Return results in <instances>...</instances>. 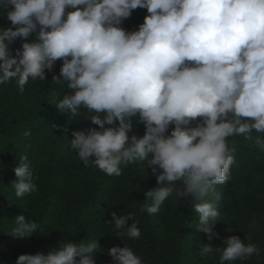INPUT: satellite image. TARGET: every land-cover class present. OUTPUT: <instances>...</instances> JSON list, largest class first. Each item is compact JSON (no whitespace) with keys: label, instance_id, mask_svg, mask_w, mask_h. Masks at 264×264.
Masks as SVG:
<instances>
[{"label":"clouds","instance_id":"1","mask_svg":"<svg viewBox=\"0 0 264 264\" xmlns=\"http://www.w3.org/2000/svg\"><path fill=\"white\" fill-rule=\"evenodd\" d=\"M137 8L148 15L126 31L122 21ZM0 11L11 22L0 29V84L18 77L23 93L30 78L43 81L45 70L62 60L52 80L71 92L53 104L77 116L87 109L84 117L99 126L72 133L70 146L83 164L91 160L120 176L122 165L147 161L157 186L146 193L145 210L158 213L173 192L203 201L194 204L198 230L218 236L214 186L231 179L235 162L227 138L255 131L254 143L264 151V0H0ZM17 38L24 42L13 54ZM137 116L142 137L129 135ZM14 172L16 197L37 191L27 156ZM112 217L116 236H141L131 213ZM15 221L13 235L20 238L40 227L22 214ZM247 240L229 236L222 249L203 244L200 255L221 251L220 264L259 256ZM99 247L92 238L62 243L46 255L21 254L16 264H95ZM108 255L111 264H143L126 244Z\"/></svg>","mask_w":264,"mask_h":264},{"label":"trees","instance_id":"2","mask_svg":"<svg viewBox=\"0 0 264 264\" xmlns=\"http://www.w3.org/2000/svg\"><path fill=\"white\" fill-rule=\"evenodd\" d=\"M71 10L66 8V13ZM146 15L147 9L137 8L121 26L126 31L137 30ZM10 23L6 12L0 11V29ZM34 36L32 33L27 39ZM23 42L17 38L10 45L13 54ZM62 63L57 60L51 71L46 69L43 81L30 78L23 93L18 77L0 84V264H16L21 254L46 255L59 250L62 243L86 242L89 238L98 239L100 244L95 264H111L108 249L125 244L143 264H220L221 251L202 257L200 249L203 244L222 249L226 238L233 235L245 243L250 237V242L260 248V255L225 264H264V151L253 139L259 133L227 138L235 162L230 169L231 179L214 186L219 193L220 217L212 225L218 236L209 238V234L198 230L199 214L194 210V204L203 201L179 198L173 192L158 213L145 210L151 203L146 193L157 186L147 161L122 165L120 176H108L91 160L87 166L83 164L70 146L72 133L99 126L84 117L87 109L77 116L53 104L71 92L66 84L52 80L60 74ZM26 131L30 135L26 136ZM132 133L138 137L145 134L138 116L133 117L129 135ZM21 156L31 161L37 191L18 198L12 183L17 179L14 168ZM215 198L214 193L207 197L209 201ZM113 212L131 213L141 236H116L109 223ZM21 214L40 226L37 233L27 238L13 235L15 218ZM127 223L130 225L132 220Z\"/></svg>","mask_w":264,"mask_h":264}]
</instances>
